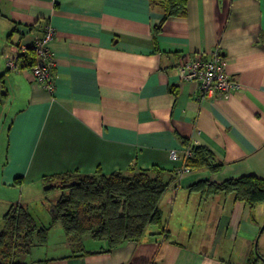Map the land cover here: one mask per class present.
<instances>
[{
	"label": "crops",
	"instance_id": "crops-1",
	"mask_svg": "<svg viewBox=\"0 0 264 264\" xmlns=\"http://www.w3.org/2000/svg\"><path fill=\"white\" fill-rule=\"evenodd\" d=\"M0 16L9 23L0 41V231L12 205L30 212L41 201L50 210L57 198L45 196V176L154 166L176 173L170 152L182 157L193 145L221 163L163 194L167 239L150 228L109 252L72 257L61 245L43 258L34 248L23 264H248L256 252L264 264V204L251 211L233 195L189 191L203 181L264 178V0H189L186 15L157 35L162 12L148 0H0ZM38 21L54 31L52 93L29 69L8 67L40 36L30 30ZM214 49L239 88L200 98L177 67Z\"/></svg>",
	"mask_w": 264,
	"mask_h": 264
},
{
	"label": "trees",
	"instance_id": "trees-1",
	"mask_svg": "<svg viewBox=\"0 0 264 264\" xmlns=\"http://www.w3.org/2000/svg\"><path fill=\"white\" fill-rule=\"evenodd\" d=\"M150 5L162 12L159 25L153 28L159 34L164 24L172 18L184 17L189 0H148ZM38 21L31 31L43 28ZM15 68L32 70L35 65L33 47L19 53ZM192 156L186 166L192 171L208 169L217 172L221 163L214 154L203 146H188ZM179 181L177 172L159 167L139 169L130 167L125 171L103 174L97 169L92 174L77 171L61 173L42 178L46 197L54 192L59 196L48 211L50 222L47 226L37 224L27 208L12 205L3 216L0 231V264H23L21 258L31 255L34 248L48 246L51 229L59 225L62 245H66L70 256L109 252L127 242H139L150 228L158 230L156 235L169 237L162 223L159 204L163 194ZM22 179H15L14 186H21ZM189 191L203 196L217 194L233 195L235 201L243 202L253 211L264 204V178L242 176L222 183L198 182ZM103 243L87 250L84 239ZM94 250H100L95 251ZM262 257L254 256L248 264H259ZM46 260L37 264H46Z\"/></svg>",
	"mask_w": 264,
	"mask_h": 264
},
{
	"label": "built area",
	"instance_id": "built-area-1",
	"mask_svg": "<svg viewBox=\"0 0 264 264\" xmlns=\"http://www.w3.org/2000/svg\"><path fill=\"white\" fill-rule=\"evenodd\" d=\"M53 37L54 31L48 24L43 28V36L40 39L36 38L32 45L35 65L31 70L33 80L51 93L54 90V57L48 46ZM15 62V60L8 61V67L15 68ZM177 74L181 81L198 83L200 98H223L239 88L238 83L225 71V61L220 49H214L208 54L198 53L192 59L178 65ZM191 156L192 152L189 147L185 149L182 157H179L175 151L170 152V158L180 162L176 171L179 180L191 173L185 164Z\"/></svg>",
	"mask_w": 264,
	"mask_h": 264
},
{
	"label": "rangeland",
	"instance_id": "rangeland-1",
	"mask_svg": "<svg viewBox=\"0 0 264 264\" xmlns=\"http://www.w3.org/2000/svg\"><path fill=\"white\" fill-rule=\"evenodd\" d=\"M8 20L4 17L0 16V41L4 40V35L2 36V31L7 27L8 25ZM4 157V148L1 147L0 150V159H3ZM35 194V192H34ZM26 196V195H25ZM36 196V195H35ZM46 196V195H45ZM59 193L58 192H54L53 194H51V196H49L48 198H51V201H53L54 198H58ZM41 201H37V204L33 207L31 214L34 217V219L36 220L37 224L40 226H47L50 222V216L48 213V205L47 204H51V203H44L43 206H41ZM60 231V226L56 225L54 226L51 231H50V239L48 242V246H46L45 248H35L34 249V254H32L33 256L35 255H42L43 258L47 257L48 255H54L56 253V251L58 250L57 248L61 247L62 245V241H61V237L59 236V232ZM85 243V248L87 250H92L95 249L97 247H99L100 245H103V243L100 242H94L92 240H90L88 237H86L84 239ZM37 251L39 252H36ZM62 251L58 250V253H60ZM42 258V257H41Z\"/></svg>",
	"mask_w": 264,
	"mask_h": 264
},
{
	"label": "water",
	"instance_id": "water-1",
	"mask_svg": "<svg viewBox=\"0 0 264 264\" xmlns=\"http://www.w3.org/2000/svg\"><path fill=\"white\" fill-rule=\"evenodd\" d=\"M263 230H264V225H263L262 228H261V233H262ZM256 256H259V255L257 254V252H256Z\"/></svg>",
	"mask_w": 264,
	"mask_h": 264
}]
</instances>
